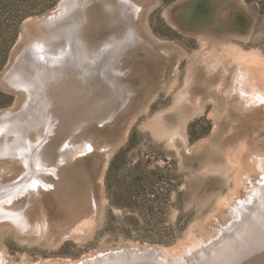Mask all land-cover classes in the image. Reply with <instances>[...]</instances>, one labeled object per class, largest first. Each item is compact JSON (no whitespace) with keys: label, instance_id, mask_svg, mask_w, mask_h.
<instances>
[{"label":"rangeland","instance_id":"1","mask_svg":"<svg viewBox=\"0 0 264 264\" xmlns=\"http://www.w3.org/2000/svg\"><path fill=\"white\" fill-rule=\"evenodd\" d=\"M174 5L181 28L166 14ZM58 10L56 32L25 35L28 20ZM146 29L155 46L145 44ZM130 31L138 41L131 49L121 46L132 44ZM202 53L205 69L240 53L264 59V0H0V111L15 108L16 117L6 125L0 115V157L21 163L13 179H1L10 167L0 164L1 263L4 254L17 264H90L111 253L134 260V248L183 249L217 232L204 223L233 190L236 171L221 166L214 101L198 100L202 86L197 99L185 95L189 63ZM124 66L132 71L124 86L105 83L103 72ZM30 88L37 97L24 94ZM66 155L75 160L62 164ZM38 185L46 195L33 203ZM39 220L49 229L41 232ZM192 254L176 264L207 262L204 251ZM134 261L109 264L167 262Z\"/></svg>","mask_w":264,"mask_h":264},{"label":"bare ground","instance_id":"2","mask_svg":"<svg viewBox=\"0 0 264 264\" xmlns=\"http://www.w3.org/2000/svg\"><path fill=\"white\" fill-rule=\"evenodd\" d=\"M177 5L181 6V4H177ZM177 5L167 8L166 14L168 15L170 21L174 25L181 28V26L183 27V25L178 22V19L175 15L176 10H177ZM152 6L150 8L148 7V9L143 10L142 16L144 19H146L147 13L152 8ZM76 8H79V7L76 6ZM88 10L91 11L89 8ZM60 11L59 10L55 11L54 13H51V15H48V16L45 15L43 17L40 16L38 18L28 20L24 27L25 32H26L25 35L27 36L28 34L33 33V31L37 32V30L38 32L45 31L47 33L56 32V28H54L53 26L56 25L54 24V22L57 20V18H60V15H61ZM125 13L127 14V10ZM88 15H90L89 12H88ZM73 16H75V14H73ZM86 19L88 20L87 17ZM144 19H141V20H144ZM60 25L61 24H59V26ZM44 26L46 27L52 26V28L50 30H46ZM145 27L143 25L142 30L145 31ZM150 31L147 30L146 35L144 32L143 34H141L142 37L145 36L144 39L146 43L145 42L144 43L146 45L148 44L147 45L148 47L149 45L155 46L154 43H156L154 41L155 39H153L152 35L150 34ZM132 34L133 33L131 31L130 33H128V37L132 38V40L130 41V43L132 42V44L126 45L122 43L121 46L123 47L128 46L127 48L131 49L133 46L135 47L137 45L138 41L136 42V39H135L136 37L134 38L133 37L134 35ZM199 36L202 40H205L206 38V34L204 32H199ZM156 47L159 50L160 48L161 50H164V52L167 55L168 54L170 55V53L175 51L174 47L166 48V47H160L158 45ZM204 54L205 53H202L201 55H199V57L194 56V59L190 61L189 63V67H188L189 75L186 80L185 95H189L190 96L189 98H193L195 96H197L198 98V95H195V92H196L195 87L202 86L204 87L205 93L203 94V97H200L198 100L200 102L205 103L207 99L211 98L212 101H214V110L212 113L217 118V126H216V129L214 130L213 138L215 139V143L217 146L218 156H220L222 160L221 166L235 168V171H236L235 185H234L233 190L229 191L220 200L218 213H216L214 216L212 215L213 217H215V219L209 218L208 222L204 223L205 225H207L209 229L217 231L215 234H212L209 236V235H206L205 233H201L202 238L200 237L197 238V240L193 242L194 244H191V245L188 244L187 248L183 247V249H176V250L175 249L170 250V249L163 248V251L159 249L160 257L162 258V261L163 260L167 262L171 261V264L173 263L176 264L175 261L185 256L186 253L194 254L196 252L198 253L199 251H204V254L200 256V260L202 259L204 261H207L205 264H222V263L224 264H264V143H259L260 141L259 139L262 136H264V59L258 56V54L256 53H253V54L252 53H240L232 61L230 60L231 62L225 63L221 67L219 66L215 67L213 65L211 67L207 66V68L205 69L204 67L202 68L201 66L204 65V61L206 57H208L209 55H204ZM31 57L32 56H30V58ZM88 62L90 63L89 60ZM196 63H198L199 67L195 69L194 66ZM125 66L119 67V68L113 67V69L116 72H103L104 73L103 75H105V80H104L105 83L109 85L111 84L114 86L118 82L123 84L124 83L123 79H126V80L130 79L132 76L130 73L132 71L131 69H129V67L127 68V70H125L126 68ZM19 69L21 68H18V70ZM175 72H176V77L173 81H171L169 85L170 88H173L179 79L178 77L179 67L175 70ZM21 73H24V72H21ZM103 75L99 74L98 76H103ZM18 77L17 79H19ZM64 84H65V81L61 80V83L57 84L56 87L59 86L58 89H60V87H63ZM30 87H32V85H30ZM32 88L27 89L28 92L24 94L32 95L34 93L36 94L35 96L37 97V90L35 89L32 90ZM57 91L58 90H56L55 92L57 93ZM131 92L133 93L132 90ZM21 93L22 91L20 92V94ZM58 95L59 93L55 95L56 100H57ZM30 107L28 105V108ZM14 109L15 108L9 111L8 110L0 111V115H3L4 117L6 116L4 118L7 123L6 125H8L9 121L11 120L14 121V119L16 118L15 114L12 112ZM29 112L25 113V110H24V112H22L21 115L27 118L28 115H30ZM226 121H229V125H228L229 131L227 132L224 131ZM10 129L11 128L9 129L6 128V130L8 131ZM168 135H171V134L168 133ZM173 137L174 135L169 138L173 139ZM182 137L185 140L187 139L186 134H183ZM87 149H90V147H88ZM23 157H25V155ZM10 158L11 157L9 155L0 157V164L5 167H10V172L7 175H3L1 179H7V178L13 179L11 178L13 177L12 175H15L16 172L19 171L17 167L20 166L21 163L15 162V164L18 166L13 167V165L11 166L12 162L17 161V160L14 159L13 161V160H10ZM28 159H27V162L29 161ZM63 159H64L63 161L61 160L62 164L66 163L67 160L69 159L73 160L74 155L73 156L66 155ZM44 193L45 192L41 188V185L37 187V189H35L36 197L32 199L33 203L38 202L41 199H43L46 195ZM23 217H25L26 219L28 216L27 215L22 216V218ZM29 221L30 220L27 219L26 222L28 223ZM38 224H39L38 228L41 229V232L42 230L43 231L45 230V227L49 229L48 227L49 220H45L44 222L39 220ZM204 229H205V226L202 227L203 231ZM214 246L219 247V249L222 248L223 251L214 252L213 251ZM145 257L146 258L151 257V259L157 258L154 255H152V253L145 255ZM2 258L4 259V262L2 263L0 262L1 264H5V263L6 264H17V263L12 262L11 259H9L6 254H4ZM96 258L98 259L100 258V260L99 262L97 261V263L95 264H105L107 263L106 261L110 259V257H108L107 259L105 258L103 259V256L101 257L97 256ZM114 258L116 259L117 257L115 256ZM84 259L85 260L83 261H86L88 263L92 260V259L90 260L89 257L84 258ZM155 260H158V259H155ZM141 261L142 263H145V261L143 260ZM150 262L152 261L150 260ZM70 263L72 262L68 261V262H62L58 264H70ZM24 264H27V263L24 262ZM80 264H82V262H80Z\"/></svg>","mask_w":264,"mask_h":264},{"label":"water","instance_id":"3","mask_svg":"<svg viewBox=\"0 0 264 264\" xmlns=\"http://www.w3.org/2000/svg\"><path fill=\"white\" fill-rule=\"evenodd\" d=\"M133 256H134V260H131L132 259V257H130V259H128L129 261H134V262H137V261H141V260H143V261H157V260H155V259H159L160 260V250H159V248H157V247H149V248H147V249H143V248H134L133 250ZM135 252H137V253H135ZM149 253H152V255H154L155 257H157V258H155V259H151V257L150 258H146L145 257V255H147V254H149ZM110 257V259H108L106 262L109 264V263H111V262H121V263H125V262H127L128 260H127V257H122V258H120L122 255H121V253H111V254H108V255H105V256H103V259L105 258V259H107L108 257ZM117 257L116 259L114 258V257ZM97 261L99 262V260H93V262H91L90 264H95V263H97ZM107 263H105V264H107ZM141 263H142V261H141ZM83 264V263H82Z\"/></svg>","mask_w":264,"mask_h":264}]
</instances>
